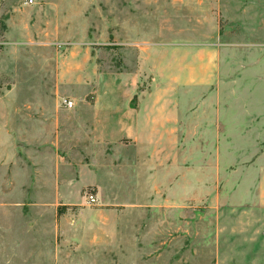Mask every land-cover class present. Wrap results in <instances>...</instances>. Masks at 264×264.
Masks as SVG:
<instances>
[{"label": "rangeland", "instance_id": "374dc122", "mask_svg": "<svg viewBox=\"0 0 264 264\" xmlns=\"http://www.w3.org/2000/svg\"><path fill=\"white\" fill-rule=\"evenodd\" d=\"M143 46L213 47L217 79L163 149H86L82 100L154 90ZM0 264H264V0H0Z\"/></svg>", "mask_w": 264, "mask_h": 264}, {"label": "crops", "instance_id": "0c3cea01", "mask_svg": "<svg viewBox=\"0 0 264 264\" xmlns=\"http://www.w3.org/2000/svg\"><path fill=\"white\" fill-rule=\"evenodd\" d=\"M215 53L213 47H140L136 79L152 76L154 90L152 93L145 90L134 96L98 94L91 101L82 100L75 110L76 116L83 109H88L91 114L90 118L81 119L82 133L87 135V140H83L84 147L92 149L93 145L128 142L139 150H154L160 145L163 149L179 119L177 90L187 86H212L217 79ZM68 70L64 74L67 80L84 82L91 75L90 60L75 62ZM167 87L171 90H166ZM121 88L132 91L133 85L121 84ZM74 104L76 108L77 103Z\"/></svg>", "mask_w": 264, "mask_h": 264}, {"label": "built area", "instance_id": "2783aa9c", "mask_svg": "<svg viewBox=\"0 0 264 264\" xmlns=\"http://www.w3.org/2000/svg\"><path fill=\"white\" fill-rule=\"evenodd\" d=\"M26 1H27V3H28V1L31 2V0H26ZM62 105L64 108H67V109H72L75 106V104L72 100H66V99L62 100ZM90 200L91 201L94 200L93 196H90Z\"/></svg>", "mask_w": 264, "mask_h": 264}]
</instances>
